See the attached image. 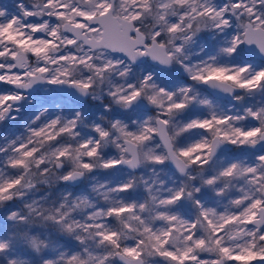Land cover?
I'll list each match as a JSON object with an SVG mask.
<instances>
[{
  "label": "snow or ice",
  "instance_id": "obj_1",
  "mask_svg": "<svg viewBox=\"0 0 264 264\" xmlns=\"http://www.w3.org/2000/svg\"><path fill=\"white\" fill-rule=\"evenodd\" d=\"M0 264H264V0H0Z\"/></svg>",
  "mask_w": 264,
  "mask_h": 264
},
{
  "label": "rangeland",
  "instance_id": "obj_2",
  "mask_svg": "<svg viewBox=\"0 0 264 264\" xmlns=\"http://www.w3.org/2000/svg\"><path fill=\"white\" fill-rule=\"evenodd\" d=\"M9 2H10V0H2V3H4V4H7Z\"/></svg>",
  "mask_w": 264,
  "mask_h": 264
}]
</instances>
